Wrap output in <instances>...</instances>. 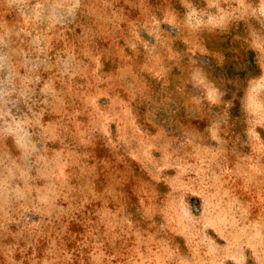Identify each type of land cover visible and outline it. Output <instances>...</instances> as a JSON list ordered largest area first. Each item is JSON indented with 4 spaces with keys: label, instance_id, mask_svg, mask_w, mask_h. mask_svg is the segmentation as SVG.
I'll return each instance as SVG.
<instances>
[{
    "label": "rangeland",
    "instance_id": "1",
    "mask_svg": "<svg viewBox=\"0 0 264 264\" xmlns=\"http://www.w3.org/2000/svg\"><path fill=\"white\" fill-rule=\"evenodd\" d=\"M0 264H264V0H0Z\"/></svg>",
    "mask_w": 264,
    "mask_h": 264
}]
</instances>
